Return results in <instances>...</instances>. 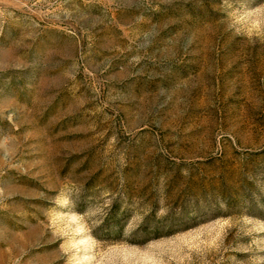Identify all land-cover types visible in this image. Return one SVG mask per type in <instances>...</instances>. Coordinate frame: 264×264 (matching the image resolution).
Returning a JSON list of instances; mask_svg holds the SVG:
<instances>
[{
  "label": "rangeland",
  "instance_id": "obj_1",
  "mask_svg": "<svg viewBox=\"0 0 264 264\" xmlns=\"http://www.w3.org/2000/svg\"><path fill=\"white\" fill-rule=\"evenodd\" d=\"M262 30L264 0H0V264H264Z\"/></svg>",
  "mask_w": 264,
  "mask_h": 264
},
{
  "label": "clouds",
  "instance_id": "obj_2",
  "mask_svg": "<svg viewBox=\"0 0 264 264\" xmlns=\"http://www.w3.org/2000/svg\"><path fill=\"white\" fill-rule=\"evenodd\" d=\"M254 39H258L261 43H264V30H262L260 37H254Z\"/></svg>",
  "mask_w": 264,
  "mask_h": 264
}]
</instances>
